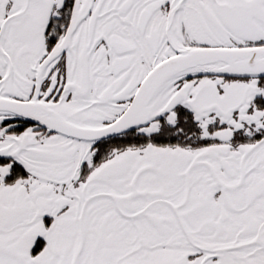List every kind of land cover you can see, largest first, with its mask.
Wrapping results in <instances>:
<instances>
[{
    "label": "snow or ice",
    "instance_id": "6c2138e0",
    "mask_svg": "<svg viewBox=\"0 0 264 264\" xmlns=\"http://www.w3.org/2000/svg\"><path fill=\"white\" fill-rule=\"evenodd\" d=\"M0 264H264V0H0Z\"/></svg>",
    "mask_w": 264,
    "mask_h": 264
}]
</instances>
